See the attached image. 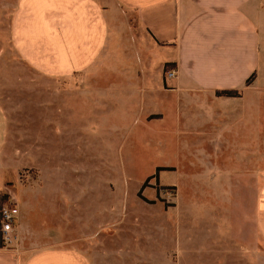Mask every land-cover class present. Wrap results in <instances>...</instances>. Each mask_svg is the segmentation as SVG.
Segmentation results:
<instances>
[{
    "label": "rangeland",
    "instance_id": "374dc122",
    "mask_svg": "<svg viewBox=\"0 0 264 264\" xmlns=\"http://www.w3.org/2000/svg\"><path fill=\"white\" fill-rule=\"evenodd\" d=\"M17 1L0 0V106L19 248L73 246L93 264H264V89L174 91L176 70L147 69V46L145 69L127 57L144 32L109 0L113 45L128 48L83 74L42 73L14 46ZM146 69L162 77L155 106H184L190 131L172 111L142 127L139 96L113 89Z\"/></svg>",
    "mask_w": 264,
    "mask_h": 264
},
{
    "label": "crops",
    "instance_id": "0c3cea01",
    "mask_svg": "<svg viewBox=\"0 0 264 264\" xmlns=\"http://www.w3.org/2000/svg\"><path fill=\"white\" fill-rule=\"evenodd\" d=\"M109 1L118 10L134 12L144 32L143 45H136L131 53L124 51L127 57L136 59L145 69L147 46V69L151 62L172 64L176 76L167 81L174 91L238 94L257 84L264 89V0ZM109 14L100 0H18L11 21L14 46L25 63L42 73L60 77L83 74L98 63L110 62L117 44L128 48L121 40L117 43V35L113 45ZM147 69L136 81L123 77L122 85L113 89L121 95L139 96L142 106L136 109L142 127L151 123L154 130V124L165 120L172 111L177 124L184 120L187 124L182 129L190 131L194 120L180 112L184 106H155L160 102L155 92L161 91L162 77L158 69L157 75L155 70L148 74ZM233 96L221 94L220 99H234ZM146 100L152 106H147ZM213 107L202 109L208 111ZM58 110L61 113L63 108ZM146 113L158 116L150 120L145 118ZM6 126L0 106V203L12 191L9 183L13 172L3 156ZM19 229L18 241L24 228L20 225ZM0 264L93 263L73 246L47 245L26 252L19 244L16 249H8L0 240Z\"/></svg>",
    "mask_w": 264,
    "mask_h": 264
},
{
    "label": "built area",
    "instance_id": "2783aa9c",
    "mask_svg": "<svg viewBox=\"0 0 264 264\" xmlns=\"http://www.w3.org/2000/svg\"><path fill=\"white\" fill-rule=\"evenodd\" d=\"M174 75V71L168 73L169 77ZM5 197L0 203V240L4 247L16 249L19 208L8 193Z\"/></svg>",
    "mask_w": 264,
    "mask_h": 264
},
{
    "label": "trees",
    "instance_id": "16d2710c",
    "mask_svg": "<svg viewBox=\"0 0 264 264\" xmlns=\"http://www.w3.org/2000/svg\"><path fill=\"white\" fill-rule=\"evenodd\" d=\"M170 65V66H169ZM167 66V68H168V66L169 67H172L173 65L172 64H170V63H166L165 64V67ZM223 94H225V95H236L237 93L235 92H224ZM4 198H5V196H4Z\"/></svg>",
    "mask_w": 264,
    "mask_h": 264
}]
</instances>
